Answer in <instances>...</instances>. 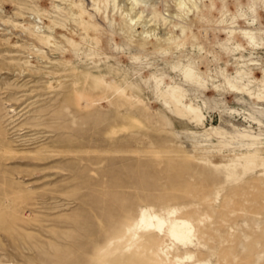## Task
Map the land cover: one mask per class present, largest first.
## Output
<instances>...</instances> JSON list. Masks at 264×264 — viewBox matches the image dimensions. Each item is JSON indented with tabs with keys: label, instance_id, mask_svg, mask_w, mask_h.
Masks as SVG:
<instances>
[{
	"label": "rangeland",
	"instance_id": "rangeland-1",
	"mask_svg": "<svg viewBox=\"0 0 264 264\" xmlns=\"http://www.w3.org/2000/svg\"><path fill=\"white\" fill-rule=\"evenodd\" d=\"M101 9L0 0V262L264 264V0L203 7L171 55Z\"/></svg>",
	"mask_w": 264,
	"mask_h": 264
},
{
	"label": "bare ground",
	"instance_id": "bare-ground-1",
	"mask_svg": "<svg viewBox=\"0 0 264 264\" xmlns=\"http://www.w3.org/2000/svg\"><path fill=\"white\" fill-rule=\"evenodd\" d=\"M110 1L113 4V12L111 14L113 21L123 26L126 31L125 34L117 33L119 37L130 45L144 51L156 53L164 51L167 55H171V50L177 45L178 41L182 42V40L189 37L193 39L197 38L194 31L199 29L198 26L201 23L198 19V14L202 11L203 7L208 6L212 8L215 2V0H174L173 8L169 5L165 7L163 5L160 6L159 3L162 0H66V4L70 10L77 14L81 21L83 15L87 14L92 19L94 26L102 28L107 26L108 20L107 13L101 9V4L107 8ZM139 7L149 8L151 17L148 19L144 18L143 9L140 11L136 10ZM38 15L41 17L40 14ZM159 20H161L162 26L158 24ZM13 24L16 26L20 25L19 27L29 31V24L27 26L21 25L18 22ZM31 33L34 32L32 31ZM36 35L38 40L43 42V44L51 41V36L43 31H39ZM3 42L13 47L19 46L17 41L10 36L4 38ZM43 52V50H39L40 57ZM26 62L27 64L30 63V61ZM131 207L130 205L126 207L127 213L131 212ZM162 210L164 213L160 214L145 205L141 206L139 215L144 225L160 231L166 222L164 214L166 212L167 215L170 214L165 207ZM168 220L172 221L173 218ZM171 226L170 228H172ZM173 236L178 240L184 239L182 233L173 234ZM0 264L15 263L10 261L8 263L0 262Z\"/></svg>",
	"mask_w": 264,
	"mask_h": 264
}]
</instances>
